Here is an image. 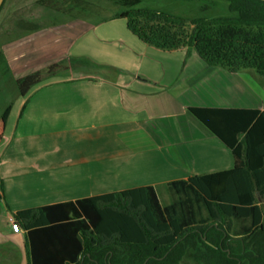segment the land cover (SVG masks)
Segmentation results:
<instances>
[{
  "label": "trees",
  "instance_id": "obj_1",
  "mask_svg": "<svg viewBox=\"0 0 264 264\" xmlns=\"http://www.w3.org/2000/svg\"><path fill=\"white\" fill-rule=\"evenodd\" d=\"M219 1L224 14L187 19L141 8L138 0H113L120 9L104 21L124 19L130 34L146 46L193 49L208 67L254 72L264 92V2ZM23 27L32 30L30 23ZM64 60L70 66L110 69L84 57ZM61 68L54 62L43 74L14 79L17 97L56 77ZM11 107L6 105L0 116V144ZM187 110L230 152L231 168L170 182L184 198L164 207L146 186L14 213L7 209L25 233L26 264H264V109ZM191 196L206 213L199 222ZM234 219L238 233H232Z\"/></svg>",
  "mask_w": 264,
  "mask_h": 264
},
{
  "label": "crops",
  "instance_id": "obj_2",
  "mask_svg": "<svg viewBox=\"0 0 264 264\" xmlns=\"http://www.w3.org/2000/svg\"><path fill=\"white\" fill-rule=\"evenodd\" d=\"M84 23L55 59L84 57L109 66L103 70L110 75L49 79L13 102L0 144V208L5 209L0 264H26L25 233L10 230L7 209L14 213L146 186L153 187L162 207L168 206L178 197L169 183L214 172L208 171L213 167L208 160L215 141L225 148L187 108L264 109V103L254 107L231 100L205 106L215 96V87L210 88L215 74L196 80L199 72L188 69L191 60L203 68L192 49L146 46L123 22L92 28ZM224 72L216 75L223 78ZM11 74L12 80L20 77ZM185 74L207 91L195 104L184 98L197 84ZM227 84L217 85L221 95L230 92ZM223 154L218 160L229 166L220 170L232 167Z\"/></svg>",
  "mask_w": 264,
  "mask_h": 264
},
{
  "label": "rangeland",
  "instance_id": "obj_3",
  "mask_svg": "<svg viewBox=\"0 0 264 264\" xmlns=\"http://www.w3.org/2000/svg\"><path fill=\"white\" fill-rule=\"evenodd\" d=\"M119 5V3L114 4L113 0H6L0 11V116L5 106L10 103L13 104L17 98V92L12 89L11 73H15L16 76H23L30 72L40 71L43 74L47 66L58 61L62 67L60 73L56 77L46 80L84 76L108 77L110 72L103 70L104 68H96L84 63H75L70 66L64 59L60 60L61 57L55 59V56L64 49L65 45L68 46L73 41L75 38L73 34L80 33L85 28L84 22H87L91 28L106 23V25L109 23L118 25L123 22L126 25L124 19H114L111 22L104 21L117 13L121 6ZM137 6L183 16L187 19L225 13V7L219 0H138ZM101 21H104V23ZM26 23L31 24L30 29L32 30L22 28V25ZM128 33L130 34L129 31ZM190 51L194 58L202 64L203 68L202 71L201 68L194 65L193 60H191L189 66L187 65L188 69L199 72V76H196L197 81H207L213 78L215 74V81H211V84H214V82L215 84L210 85V88L215 87V96H213L214 99H207L205 106H216L230 100L232 102L236 101V104L262 106L264 92H262L261 80L254 72H240V74L233 76L236 73L206 66L193 49ZM217 71H225L226 74H223V78H218L220 75H216ZM184 76L188 77L187 74ZM179 78H176V80ZM191 81L195 82L194 80ZM197 81L196 86L184 95V98L191 104L197 103L202 95L204 96L207 92H202V85ZM219 84H227V89L230 92L221 95V89L217 88ZM19 99L21 98H17L16 101L18 102ZM182 121L185 123V118ZM217 142L216 140L215 143L217 144ZM216 144H214V151L211 150L213 160L211 156L208 160L209 165L213 163V167H210L208 171H220V169L229 166L226 162L218 160L222 158L221 154L224 156L223 153H225L230 163L232 160L230 152ZM184 171L187 172L188 168H184ZM179 196L184 198L181 193ZM192 198L191 196L190 199ZM193 202V207L197 209V212L195 211L196 219H203L206 214H204V208L198 202L195 203L194 198ZM4 213L5 209L1 206L0 221L3 219ZM238 223L237 219H234L232 233L240 232ZM243 223L249 225V221ZM9 227L12 230L11 226ZM183 264L192 263L185 260Z\"/></svg>",
  "mask_w": 264,
  "mask_h": 264
},
{
  "label": "built area",
  "instance_id": "obj_4",
  "mask_svg": "<svg viewBox=\"0 0 264 264\" xmlns=\"http://www.w3.org/2000/svg\"><path fill=\"white\" fill-rule=\"evenodd\" d=\"M8 223L10 224V226H11V231L14 233H17V232H19V230H18V228L15 226V224H14V220L12 219V218H9L8 219Z\"/></svg>",
  "mask_w": 264,
  "mask_h": 264
},
{
  "label": "water",
  "instance_id": "obj_5",
  "mask_svg": "<svg viewBox=\"0 0 264 264\" xmlns=\"http://www.w3.org/2000/svg\"><path fill=\"white\" fill-rule=\"evenodd\" d=\"M4 1H5V0H0V9H1V7H2ZM260 1H263V2H264V0H260Z\"/></svg>",
  "mask_w": 264,
  "mask_h": 264
}]
</instances>
